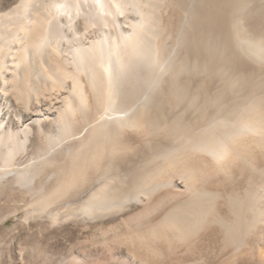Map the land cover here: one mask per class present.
<instances>
[{"label": "bare ground", "instance_id": "1", "mask_svg": "<svg viewBox=\"0 0 264 264\" xmlns=\"http://www.w3.org/2000/svg\"><path fill=\"white\" fill-rule=\"evenodd\" d=\"M66 194L140 205L141 264H264V0H0V203Z\"/></svg>", "mask_w": 264, "mask_h": 264}, {"label": "rangeland", "instance_id": "2", "mask_svg": "<svg viewBox=\"0 0 264 264\" xmlns=\"http://www.w3.org/2000/svg\"><path fill=\"white\" fill-rule=\"evenodd\" d=\"M52 181L51 178L50 182ZM76 199L71 194L58 198L57 203L49 207V209H59L60 213L55 219L49 216V210L43 211L39 203L27 206L19 201L0 203V219L7 217L0 223V264H58L72 256L81 258V264H88V262L89 264H110L105 259L111 249L119 252L120 264H141L138 254L131 252L127 246L129 239L121 234L127 228L124 219L137 211L140 205L130 202L120 212L115 213L116 215L112 214L109 217H91L79 211L69 216L67 215L69 206ZM133 222L135 223L134 220ZM262 243H264V237L260 239V244ZM263 245L260 246L264 247ZM180 247L178 246L173 251L162 248V255L159 253L158 257L156 255L154 258L152 256L155 254L147 256L152 260L142 257L144 260L142 264H174L175 262L168 263L165 260L166 258H180L181 255L185 258L187 253L182 250L184 246ZM39 251L42 252L40 255ZM202 251L205 259L200 264H205L209 257L204 250ZM178 263L176 261L175 264Z\"/></svg>", "mask_w": 264, "mask_h": 264}]
</instances>
